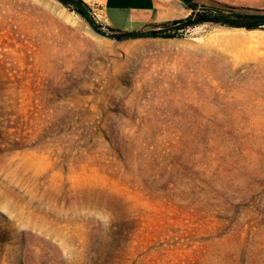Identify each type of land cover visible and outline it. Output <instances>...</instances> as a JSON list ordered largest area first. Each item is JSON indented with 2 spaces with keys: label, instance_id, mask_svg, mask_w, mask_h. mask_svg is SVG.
Listing matches in <instances>:
<instances>
[{
  "label": "rangeland",
  "instance_id": "obj_1",
  "mask_svg": "<svg viewBox=\"0 0 264 264\" xmlns=\"http://www.w3.org/2000/svg\"><path fill=\"white\" fill-rule=\"evenodd\" d=\"M84 1L0 0V264H264V0Z\"/></svg>",
  "mask_w": 264,
  "mask_h": 264
},
{
  "label": "crops",
  "instance_id": "obj_2",
  "mask_svg": "<svg viewBox=\"0 0 264 264\" xmlns=\"http://www.w3.org/2000/svg\"><path fill=\"white\" fill-rule=\"evenodd\" d=\"M186 0H92L105 21L121 31H140L188 16Z\"/></svg>",
  "mask_w": 264,
  "mask_h": 264
},
{
  "label": "water",
  "instance_id": "obj_3",
  "mask_svg": "<svg viewBox=\"0 0 264 264\" xmlns=\"http://www.w3.org/2000/svg\"><path fill=\"white\" fill-rule=\"evenodd\" d=\"M69 1L73 4H75L76 6L78 5L73 0H69ZM243 18H248L249 21H247V22H239L238 21V20L243 19ZM218 19L221 21L229 22V23L236 24V25H247V26H249V25H253V24L257 25L259 22H264V15L259 16V17H246V16L238 17V16L220 15V16H218ZM209 20H212V19H209ZM197 21H198V19L186 20L182 23L175 25L174 27L179 28L181 26H188V25H191ZM102 34L107 35L106 33H102ZM127 34L130 36H145L146 35V33H143L142 31H132V32H127Z\"/></svg>",
  "mask_w": 264,
  "mask_h": 264
},
{
  "label": "trees",
  "instance_id": "obj_4",
  "mask_svg": "<svg viewBox=\"0 0 264 264\" xmlns=\"http://www.w3.org/2000/svg\"><path fill=\"white\" fill-rule=\"evenodd\" d=\"M73 1H75L78 5L76 6V8H77V10L82 14V15H84V16H88V8H89V5L84 1V0H73ZM187 1V5H188V7L190 8V9H192L193 11H195V4L194 3H192V1L191 0H186ZM200 16L201 17H203V18H199L198 19V21L197 22H201V21H204V20H206L207 19V17H204V16H206V15H204V14H200ZM236 16H238V17H243V16H247V15H245V14H236ZM186 20H189V18H187V19H184V18H181V19H174V20H171V21H167V22H164V23H162L161 25L163 26V27H169V26H175V25H177V24H179V23H182V22H184V21H186ZM160 25V26H161ZM257 25H255V24H253V25H249L248 27H256ZM158 33H150L149 35H151V36H156Z\"/></svg>",
  "mask_w": 264,
  "mask_h": 264
},
{
  "label": "bare ground",
  "instance_id": "obj_5",
  "mask_svg": "<svg viewBox=\"0 0 264 264\" xmlns=\"http://www.w3.org/2000/svg\"><path fill=\"white\" fill-rule=\"evenodd\" d=\"M239 22H247V21H249V19L248 18H243V19H240V20H238Z\"/></svg>",
  "mask_w": 264,
  "mask_h": 264
}]
</instances>
